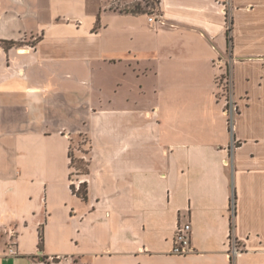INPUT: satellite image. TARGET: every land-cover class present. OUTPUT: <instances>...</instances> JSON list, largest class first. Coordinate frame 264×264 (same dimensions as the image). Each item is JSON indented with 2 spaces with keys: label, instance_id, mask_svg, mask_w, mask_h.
Wrapping results in <instances>:
<instances>
[{
  "label": "crops",
  "instance_id": "obj_1",
  "mask_svg": "<svg viewBox=\"0 0 264 264\" xmlns=\"http://www.w3.org/2000/svg\"><path fill=\"white\" fill-rule=\"evenodd\" d=\"M138 2L0 0V264H264V0Z\"/></svg>",
  "mask_w": 264,
  "mask_h": 264
},
{
  "label": "built area",
  "instance_id": "obj_2",
  "mask_svg": "<svg viewBox=\"0 0 264 264\" xmlns=\"http://www.w3.org/2000/svg\"><path fill=\"white\" fill-rule=\"evenodd\" d=\"M147 20L148 22L152 24L160 23V24H165L163 16L159 12H152L147 15ZM215 65L218 69V73L216 75V85L217 88L219 86L227 88L229 91V98H225L224 100V109L223 113L227 116L230 117L229 122H231V126L233 123V117L237 112V107L235 102L231 99V77L229 75V70L227 69V61L223 59L222 57H218L215 60ZM223 82V83H221ZM220 89V88H219ZM83 180H79V182L76 185V189L79 187V183L82 182ZM190 231H191V226L188 222H178L174 231L173 235V244L171 248V253L173 254H178V255H185L188 253H191L193 251V247L191 245V240H190ZM8 234V246H7V254L13 255L15 254L13 245V237L15 236V231L14 230H9L7 232ZM229 255L230 256H235L238 253L242 251V246L238 239H236L232 232H229Z\"/></svg>",
  "mask_w": 264,
  "mask_h": 264
},
{
  "label": "trees",
  "instance_id": "obj_3",
  "mask_svg": "<svg viewBox=\"0 0 264 264\" xmlns=\"http://www.w3.org/2000/svg\"><path fill=\"white\" fill-rule=\"evenodd\" d=\"M145 1V0H143ZM151 3L153 5V8L150 12L148 13H152V12H156V7H157V0H151ZM141 6H139V4H136L135 7L131 8L129 10V12H138L141 11L142 9H140ZM230 37H229V41H230ZM11 43V42H10ZM8 43V44H10ZM219 89V87H218ZM87 143H89L88 138H87ZM72 139H71V143L69 146V166H70V179H71V189L73 191V193H75L77 196H79L80 198H82L83 200L87 199V183L86 181H82L79 183V187L78 189H76V185L75 183L72 181V176L74 173L79 174L80 177H85L86 175L89 174V165H90V161H89V157L87 156V158H75L73 155V151H72ZM43 245V237H42V233L40 231L39 233V242H38V246L41 249Z\"/></svg>",
  "mask_w": 264,
  "mask_h": 264
},
{
  "label": "rangeland",
  "instance_id": "obj_4",
  "mask_svg": "<svg viewBox=\"0 0 264 264\" xmlns=\"http://www.w3.org/2000/svg\"><path fill=\"white\" fill-rule=\"evenodd\" d=\"M139 6L145 7L147 12H150L153 8V5L151 3V0H145L143 2H138ZM150 14V13H149ZM223 83V82H221ZM220 89H217V97L222 100L223 103V109H224V100L225 98H229V91L227 88L219 86ZM227 117V116H226ZM230 120V117L228 118ZM228 120V122H229ZM229 125L231 126V122H229ZM72 151L75 158H87L88 156V143H87V137L85 134H75L72 137ZM82 177L79 176V174L74 173L72 176V181L77 184L79 180H81Z\"/></svg>",
  "mask_w": 264,
  "mask_h": 264
}]
</instances>
